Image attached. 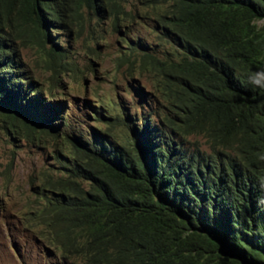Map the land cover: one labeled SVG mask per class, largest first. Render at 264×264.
<instances>
[{"label": "trees", "instance_id": "1", "mask_svg": "<svg viewBox=\"0 0 264 264\" xmlns=\"http://www.w3.org/2000/svg\"><path fill=\"white\" fill-rule=\"evenodd\" d=\"M84 14L149 23L120 61L163 110L150 132L141 115L133 136L120 119L85 136L0 39V132L64 141L39 172L41 242L62 264H264V0H0V31L15 22L65 69L48 27Z\"/></svg>", "mask_w": 264, "mask_h": 264}, {"label": "rangeland", "instance_id": "2", "mask_svg": "<svg viewBox=\"0 0 264 264\" xmlns=\"http://www.w3.org/2000/svg\"><path fill=\"white\" fill-rule=\"evenodd\" d=\"M13 24L3 25L0 39L14 52L16 71L23 80L31 81L43 100L54 103L53 111L59 117L85 136L113 119L123 123L119 122L115 131H126L129 136L133 130L143 129L142 116L149 118L147 131L152 125L159 127L158 114L163 109L157 93L130 64L120 61L136 36L152 39L149 23L137 17L114 27L110 18L84 14L82 25L48 27L51 40L44 46L54 43V49L64 53L65 69H59L29 34ZM187 141L209 151L199 136ZM63 142L60 135L30 141L0 132V264H62L57 252L39 239V224L31 217L38 203L39 172L51 164L52 147Z\"/></svg>", "mask_w": 264, "mask_h": 264}]
</instances>
